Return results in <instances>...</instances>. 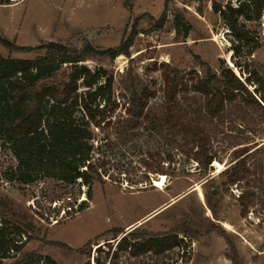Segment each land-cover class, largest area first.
I'll return each mask as SVG.
<instances>
[{
    "label": "rangeland",
    "instance_id": "374dc122",
    "mask_svg": "<svg viewBox=\"0 0 264 264\" xmlns=\"http://www.w3.org/2000/svg\"><path fill=\"white\" fill-rule=\"evenodd\" d=\"M231 2L236 4L235 0ZM164 10L166 21L162 28H156V19ZM177 14L192 27L187 37L177 34L174 24ZM134 23L138 33L129 56L120 54L113 60L88 59L81 63L92 70L103 66L113 75L110 105L115 102L117 106L110 114L112 121L116 122L124 114V85L132 77L142 85L163 86L160 68L163 62L185 72L195 69L203 75L204 69L197 58L200 57L218 74L224 66H229L242 79L253 70L264 78V8L259 20L247 23L254 40L235 54L230 29L213 11L211 1L12 0L9 4L0 3V37L17 45L59 41L77 47L86 42L97 48L115 47L129 34ZM0 52L13 57L36 54L10 51L1 42ZM255 86L248 83L258 98L260 94L255 92ZM162 100L160 90L151 98V104ZM255 117L251 123H236L233 130L238 140L236 145L227 139L212 141L216 159L207 170L147 129L140 128L133 135L125 133L116 123L93 127L94 157L103 182H94L91 199L87 196V185L80 180L63 183L40 178L21 183L8 179L17 159L0 140V216L15 220L19 214L26 216L34 229L29 232L24 251L43 257L49 255L57 264L87 261L96 264L97 257L103 262V251L108 249L106 243L111 242L115 247L123 235L136 227L149 234L173 230L187 243L162 255L148 254L146 260L150 264H232L228 255L234 253L233 249L242 264H264V121ZM239 147L248 148L242 157L258 167L249 184L252 194L245 202L239 196L248 186L247 179L225 187L222 184L226 170L235 162L233 150ZM160 167L166 179L163 189L154 185L162 175L158 171ZM209 194L217 206L216 212L208 203ZM81 205L86 207L79 210ZM184 228L187 233L183 232ZM114 229H122L123 233L114 238ZM105 231L109 232L94 240ZM195 232L197 236L193 235ZM120 262L129 264L127 255L123 254Z\"/></svg>",
    "mask_w": 264,
    "mask_h": 264
},
{
    "label": "trees",
    "instance_id": "16d2710c",
    "mask_svg": "<svg viewBox=\"0 0 264 264\" xmlns=\"http://www.w3.org/2000/svg\"><path fill=\"white\" fill-rule=\"evenodd\" d=\"M198 1L212 2L213 11L230 29L235 54L254 40L247 23L261 18L264 0H235L236 4L231 0L226 3ZM11 2L0 0L5 4ZM165 21L164 10L156 19V28H162ZM174 24L177 34L183 37L192 29L179 14L175 15ZM137 33L134 23L118 46L108 48H97L89 42L77 47L59 41H45L36 46L17 45L0 37V42L10 51L36 53L33 57H13L0 52V140L17 159L8 179L21 183L40 178L63 183L80 180L87 185V196L91 199L94 182H103V174L94 157L93 127L116 123L125 133L133 135L140 128L147 129L207 170L216 159V153L212 152L214 139H227L236 145L238 140L233 130L238 121L251 123L256 120L255 116L264 121L263 76L253 70L242 79L229 66H224L218 74L200 57L197 58L204 69L203 75L195 69L185 72L168 62L161 63L163 86L159 88L142 85L132 77L124 85V114L116 122L112 121L110 114L117 106L115 102L110 105L113 75L103 66L92 70L81 63L88 59L113 60L120 54L129 56ZM248 83L256 85L258 98ZM160 90L162 102L151 104V98ZM247 150V147L233 150L235 162L226 170L222 182L225 187L247 179L248 186L239 196L241 202L252 194L249 184L258 169L247 157H242ZM168 158L172 160L171 156ZM158 171L165 174L162 167ZM207 199L216 212L212 194ZM85 207L81 205L79 210ZM19 215L16 220L0 216V264H57L49 255L43 257L33 251H24L34 224L26 216ZM186 230L184 228L183 232ZM108 232L97 235L94 240ZM121 233L122 229H114V238ZM193 235L197 236V232ZM106 244L104 261L97 257L96 264H122L123 254L127 255L129 264H150L146 260L148 254L158 256L175 246L187 245L173 230L149 234L138 227L123 235L115 247L111 242ZM233 250L234 253L228 255L232 264H242ZM87 255H91V250Z\"/></svg>",
    "mask_w": 264,
    "mask_h": 264
},
{
    "label": "bare ground",
    "instance_id": "6f19581e",
    "mask_svg": "<svg viewBox=\"0 0 264 264\" xmlns=\"http://www.w3.org/2000/svg\"><path fill=\"white\" fill-rule=\"evenodd\" d=\"M218 167H221V163L218 161L215 162ZM165 174H162L161 177H159L157 180H155L154 185L157 186L159 189H163V186L165 185Z\"/></svg>",
    "mask_w": 264,
    "mask_h": 264
}]
</instances>
